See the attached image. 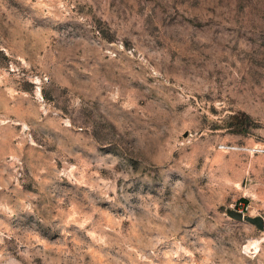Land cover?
<instances>
[{
    "label": "rangeland",
    "instance_id": "374dc122",
    "mask_svg": "<svg viewBox=\"0 0 264 264\" xmlns=\"http://www.w3.org/2000/svg\"><path fill=\"white\" fill-rule=\"evenodd\" d=\"M262 147L264 0H0V264H264Z\"/></svg>",
    "mask_w": 264,
    "mask_h": 264
},
{
    "label": "water",
    "instance_id": "95a60500",
    "mask_svg": "<svg viewBox=\"0 0 264 264\" xmlns=\"http://www.w3.org/2000/svg\"><path fill=\"white\" fill-rule=\"evenodd\" d=\"M226 215L236 221H246L249 222L252 225H255L258 229L262 230L264 228V220L262 217H249V216H245L243 215L241 212H237L234 210H226Z\"/></svg>",
    "mask_w": 264,
    "mask_h": 264
},
{
    "label": "trees",
    "instance_id": "16d2710c",
    "mask_svg": "<svg viewBox=\"0 0 264 264\" xmlns=\"http://www.w3.org/2000/svg\"><path fill=\"white\" fill-rule=\"evenodd\" d=\"M233 120L237 121L238 127H240L241 131L248 126V122L250 121V117L247 114H239L232 117Z\"/></svg>",
    "mask_w": 264,
    "mask_h": 264
},
{
    "label": "built area",
    "instance_id": "2783aa9c",
    "mask_svg": "<svg viewBox=\"0 0 264 264\" xmlns=\"http://www.w3.org/2000/svg\"><path fill=\"white\" fill-rule=\"evenodd\" d=\"M219 149H225V146L224 145H220L219 146ZM259 152H261V153H264V147H262V148H259V150H258ZM238 212H241L242 214H243V212L242 211H238ZM244 215V214H243Z\"/></svg>",
    "mask_w": 264,
    "mask_h": 264
}]
</instances>
